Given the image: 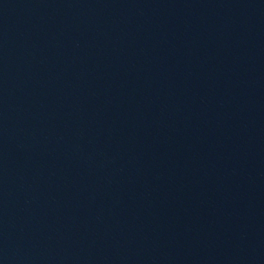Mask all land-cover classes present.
<instances>
[{
    "label": "water",
    "instance_id": "1",
    "mask_svg": "<svg viewBox=\"0 0 264 264\" xmlns=\"http://www.w3.org/2000/svg\"><path fill=\"white\" fill-rule=\"evenodd\" d=\"M0 264H264V0H0Z\"/></svg>",
    "mask_w": 264,
    "mask_h": 264
}]
</instances>
